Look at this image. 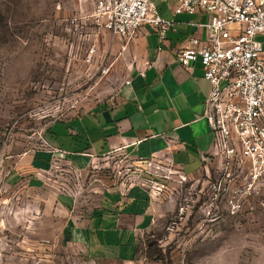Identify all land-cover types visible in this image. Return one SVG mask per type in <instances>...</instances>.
Instances as JSON below:
<instances>
[{"label": "rangeland", "instance_id": "obj_1", "mask_svg": "<svg viewBox=\"0 0 264 264\" xmlns=\"http://www.w3.org/2000/svg\"><path fill=\"white\" fill-rule=\"evenodd\" d=\"M93 11V0H0V264H264V184L238 182L212 165L182 181L168 172L131 261L92 254L72 236L71 212L59 202L61 185L85 210L106 187L137 185L138 167L121 151L58 156L38 170L40 182L12 179L43 148L53 119L113 101L143 63L137 33L120 36ZM255 37L264 48V35ZM150 162L153 174L167 173ZM237 187L245 196L233 211Z\"/></svg>", "mask_w": 264, "mask_h": 264}, {"label": "crops", "instance_id": "obj_2", "mask_svg": "<svg viewBox=\"0 0 264 264\" xmlns=\"http://www.w3.org/2000/svg\"><path fill=\"white\" fill-rule=\"evenodd\" d=\"M152 1L162 17L173 19L165 42L147 25L140 26L136 38L143 63L129 73L117 102L98 103L79 114L53 119L41 135L46 144L15 167L12 179L40 182L38 170H48L52 158L80 156L82 151L95 157L112 149L136 158L154 155L189 175L211 165L212 133L203 115L210 83L199 59L186 67L175 56L189 35L205 37L206 27L200 23L209 22L211 14L177 10L179 0ZM160 195L150 185L137 184L102 189L89 210L80 209L66 193L59 194V202L71 212L72 236L82 239L92 254L131 261L141 235L152 226Z\"/></svg>", "mask_w": 264, "mask_h": 264}, {"label": "built area", "instance_id": "obj_3", "mask_svg": "<svg viewBox=\"0 0 264 264\" xmlns=\"http://www.w3.org/2000/svg\"><path fill=\"white\" fill-rule=\"evenodd\" d=\"M93 5L94 16L102 17L107 29L126 38L147 25L165 42L166 32L173 27V19L162 17L152 0H93ZM177 10H204L211 14L209 22L200 23L206 27L205 37L189 35L175 53L186 67L199 59L203 77L210 83L203 98V115L212 133L211 165L238 182L263 185L264 48L255 35H264V0H179ZM127 83L128 78L123 84ZM118 94L112 103L117 102ZM121 152L138 167L135 178L139 185L162 189L170 177L168 172L177 174L180 181L189 176L182 168L154 155L136 158ZM150 161L155 170L162 168L167 173L153 174ZM157 177L161 180L157 181ZM62 186L61 192L69 194ZM242 196L245 191L241 187L230 194L228 202L233 211L240 207L238 199Z\"/></svg>", "mask_w": 264, "mask_h": 264}]
</instances>
